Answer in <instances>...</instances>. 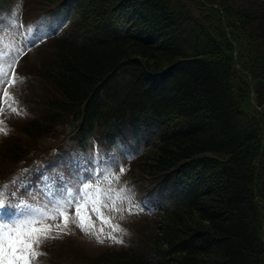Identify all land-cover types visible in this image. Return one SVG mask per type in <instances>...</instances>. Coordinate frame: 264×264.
<instances>
[{
    "label": "trees",
    "instance_id": "trees-1",
    "mask_svg": "<svg viewBox=\"0 0 264 264\" xmlns=\"http://www.w3.org/2000/svg\"><path fill=\"white\" fill-rule=\"evenodd\" d=\"M69 1L21 0L22 24L64 14ZM14 5L0 0V11ZM74 11L65 30L40 46L50 53L36 73L47 95L36 101L34 94L33 109L20 99L28 119L5 136L26 142L0 151V178L11 179L19 161L28 165L27 151L42 138L63 136L50 152L69 141L82 155L92 144L105 157L136 149L127 175L160 198L161 210L143 232L125 225L131 246L90 264H264L258 2L75 0ZM150 128L157 139L143 150L141 132ZM42 249L47 263L58 264L46 242Z\"/></svg>",
    "mask_w": 264,
    "mask_h": 264
},
{
    "label": "rangeland",
    "instance_id": "rangeland-1",
    "mask_svg": "<svg viewBox=\"0 0 264 264\" xmlns=\"http://www.w3.org/2000/svg\"><path fill=\"white\" fill-rule=\"evenodd\" d=\"M242 1L250 4L256 3L257 1L261 6V12L264 11V0ZM21 5V0H15L14 8L9 15L3 16L0 13V65L7 66L11 63L12 59H15V63L10 69V72H13L17 60L21 56L25 55V59L23 60L24 63L20 69L22 74H20V77L16 79L15 83H11V75L9 74V82L6 84H0V109H2V111H0V121H4L2 124L3 128H8L9 132H15V128H20L21 124L28 119V117H26L27 111L20 108L19 102L13 96L15 93H17L22 100L28 102L29 104L33 100L34 94L38 95V98L36 97V101L39 100L40 95H47V88H45V85L41 83L40 79H38L36 73L39 66L48 59V55L50 54L47 52V47H40L39 44L45 41L50 35L43 40H37L36 43L30 47L27 46L26 42L27 38H32L34 34L43 35L45 31H49L48 21L40 23L39 27H37L36 22H38L41 18V16H37L35 17V22L23 31L19 22ZM37 13L38 11L36 10L35 14ZM68 15L70 17H74L73 12L71 13L68 11ZM62 25L59 30L62 28ZM123 29L126 30V28ZM23 74L28 77L27 80L22 79L24 76ZM5 90L10 93L7 102H4L2 98ZM38 92L39 94H37ZM30 106L33 109V105L30 104ZM13 109H16V111H13ZM36 114L39 115L42 114V112L37 111ZM3 133L0 132V151H4V154H7L6 152L8 150L9 152L16 150V148L20 146V144L17 143L18 141L23 140V142H26L24 137L19 134V139L16 137L17 142L15 141L13 143V141ZM141 133L143 137L142 148H144V150H151L156 141L157 132L154 129H142ZM62 138L63 136L60 135L52 136L51 138L46 139H38L37 142H35L37 143V147L29 148L26 158L30 156L32 157L31 159H33L45 155V157H50L54 154L50 152V149L60 143L63 140ZM67 145L68 148H65L61 154L57 153V158L49 165L43 166L38 161H34L30 167H25V169L28 170L25 172V169H22L24 161L16 163L14 167L18 170L15 172V175H13V179L10 181L9 185H5L3 190L7 192V190L11 188L12 191H19L21 197L24 200H27L32 207L42 206L45 210H50L52 203L57 199L56 193L58 189L53 186L51 181L47 183V187H43L41 185L42 174L55 176L56 172L59 171L63 175L67 176L71 182V191L64 194L60 198L68 199L71 198L72 193L75 192L76 189L83 188V185L77 181L76 176L73 174L75 161L79 160L81 164H83L86 160L95 161V165L97 167L92 168V170L99 173V179H93L92 184L98 185L100 189L104 190L103 195H101L97 188L94 187L92 189V193H96L98 201L97 206L101 207V210L106 216L112 218L113 223L118 225L119 223L124 224L129 221L131 224H134V227L139 232H143L146 229V224L149 219L147 216L152 217V215H156L155 209H159L161 201L158 197L152 196L147 192H140L141 188L136 183L135 177L131 178L133 182H129L126 179L129 176L124 174L128 171L130 160L135 158L136 151L131 150L128 152L127 150H124L120 152L121 154L119 152L118 154L113 153L107 158L108 162L106 160L99 162L97 155L94 153L93 144L90 147V155L88 157L82 156L77 149L73 147L72 141H69ZM112 156L119 159V161L127 169L125 172H120L119 164L109 163V158ZM128 157H131V159ZM88 166L92 167L91 164ZM24 176L28 177L32 186L21 189L19 185L12 183L13 180L22 179ZM115 176H120V180H116ZM127 184L132 188V192L129 194L130 198L118 199L117 197L119 193L115 191V188H121V185L125 188ZM109 187H111L113 191L109 192ZM59 192L63 193V188L59 189ZM88 199L89 197H84V199L81 200L79 195H77V202L84 203ZM140 201H143V203H139ZM141 208L143 210H139ZM116 209L119 210L117 211ZM84 210L85 209H82V211ZM86 210L91 216V219L95 222L96 227L93 229L94 232L98 231L100 227H103L105 233L113 232L117 236L128 234L126 231H121V228L113 229L109 227V224L103 222L96 212L92 210L91 204L88 205ZM11 212L13 213V216L10 219L1 220L0 217V224L6 225L14 222L16 213L15 211ZM68 212L69 223L66 227L64 226L63 216L60 215H57L56 219L47 218L43 221L54 226L50 237L45 239L44 242L47 243L52 258L54 257L58 260V264H74L71 262H74L75 260L78 264H80L79 261L81 260L90 264L91 262H95L97 258L101 257L105 252L114 250L119 251L125 248L122 246H127L129 244V246H131L133 244V239L131 241L124 239L125 242L123 244L114 242L111 239H105L104 243H99L95 235L85 233V231L79 227L75 206L68 209ZM56 225H59L63 230L61 231L60 229H57L55 227ZM40 246L43 247V243ZM40 246H38V248H40ZM41 253L42 254L39 257H34V259L40 264H51L53 262L48 261L47 263V257L44 256L43 250Z\"/></svg>",
    "mask_w": 264,
    "mask_h": 264
},
{
    "label": "snow or ice",
    "instance_id": "snow-or-ice-1",
    "mask_svg": "<svg viewBox=\"0 0 264 264\" xmlns=\"http://www.w3.org/2000/svg\"><path fill=\"white\" fill-rule=\"evenodd\" d=\"M65 18L66 15L59 12L55 14L46 13L36 24L37 27H39L40 23L48 21L49 31H45L43 35L34 34L33 37L28 40V44L34 45L37 40H43L48 35L57 32L64 23ZM14 63L15 59H12L11 63L7 66L0 65V84L9 82V74L11 75V83H15L16 74L15 72H10ZM9 96L10 93L5 90L2 97L3 101L7 102ZM0 111H2V109H0ZM13 111H16V109H13ZM0 123H2V121H0ZM0 131L6 132L7 130L0 129ZM105 155H107V153H105ZM128 158L131 159V157ZM109 163L119 164L121 173L127 170L115 156L109 158ZM89 164H91L92 167H89ZM94 167H97L95 161L86 160L83 164H81L79 160L75 161L73 174L76 176L77 181L83 185V188L76 189L75 192L72 193L71 198L68 199L60 198L71 191V182L67 176L59 171L56 172L55 176L42 174L41 185L43 187H47V183L51 181L53 186L58 189L56 193L57 199L52 203L50 210H45L42 206L32 207L27 200L21 197L19 191L8 189L7 192H5L3 186H0V212L15 211L16 213L13 223L6 225L0 224V264H32L33 258L39 257L42 254L41 251L38 250V246L41 245L45 239L49 238L53 231L54 226L43 221L47 218L56 219L57 215H60L63 216L64 226L66 227L69 223L68 209L73 206L76 208V217L79 227L83 229L85 233L95 235L99 243H104L105 239H111L121 244L125 242L123 236H117L113 232L105 233L103 227H100L98 231H93L96 225L86 210L89 204H91L92 210L96 212L100 219L109 224V227L120 229V226L113 223L112 218L106 216L101 210V207L97 206L98 201L96 193H92V189L94 187L97 188L101 195H103L104 190L100 189L98 185L92 184L93 179H99V173L92 170ZM24 171L27 172L28 170L25 169ZM115 179L120 180V176H115ZM12 183L19 185L21 189L32 186L27 176L19 180H13ZM61 188H63V193L59 192ZM108 191L111 192L113 190L109 187ZM115 191L119 193L118 199L130 198L129 194L132 192V188L131 186H126L125 188L118 187ZM77 195H79L81 200H83L84 197H89V199L84 203H80L77 202ZM139 203H143V201ZM82 209L85 210L82 211ZM116 210L118 211L119 209ZM139 210L143 209L141 208ZM55 227L61 231L63 230L59 225ZM120 230L126 231V229Z\"/></svg>",
    "mask_w": 264,
    "mask_h": 264
}]
</instances>
